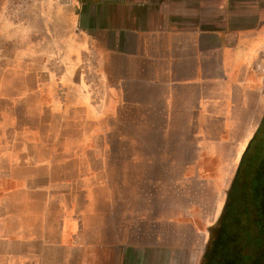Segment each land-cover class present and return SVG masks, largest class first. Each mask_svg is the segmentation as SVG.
<instances>
[{
    "label": "crops",
    "instance_id": "crops-1",
    "mask_svg": "<svg viewBox=\"0 0 264 264\" xmlns=\"http://www.w3.org/2000/svg\"><path fill=\"white\" fill-rule=\"evenodd\" d=\"M2 63L43 84L0 86V264H190L176 214L163 232L115 200L98 145L195 128L184 175L224 182L264 107V0H0Z\"/></svg>",
    "mask_w": 264,
    "mask_h": 264
},
{
    "label": "rangeland",
    "instance_id": "rangeland-1",
    "mask_svg": "<svg viewBox=\"0 0 264 264\" xmlns=\"http://www.w3.org/2000/svg\"><path fill=\"white\" fill-rule=\"evenodd\" d=\"M23 66H26L25 68L29 70L36 68L34 72L40 69L39 74L41 75L40 65L29 64ZM48 66L52 71L58 68L56 64H49ZM0 68L2 72L7 70L3 74L7 76L6 79L0 80V86L6 91L13 87H17L23 92L26 89L42 87V79H9V65L2 63ZM25 75L18 74V76ZM262 82L264 83V80ZM32 102L33 99L30 97L28 103ZM260 113L261 110L257 112L258 118ZM17 114L19 120L21 119L24 123L28 122L30 124H36L42 118L43 120L48 119L47 115H44L45 113L37 111L30 113L25 106L20 107ZM137 115L138 113H133L135 118H137ZM69 125L73 126V123L67 122V132L73 130L72 126ZM116 129L115 131L119 134L122 132L129 134L130 142L128 144L122 145L114 142L111 147L104 144L98 145V152L101 153L106 150L110 152L108 159L102 158L98 160V165L99 168L108 167L111 170L115 200L129 201L130 212H140L147 218L149 216H160L162 220L161 230L163 232H173V227L170 229L168 225L163 223H165L167 217H173L176 214L178 219L179 254L185 253L186 257H189V254H193L190 264H199L206 248L207 237L219 217L226 191L232 181L239 158L234 161L235 165L225 181L217 187L218 184L213 183V180L208 182L199 176L184 175L185 165L191 162L189 157L192 154L196 155L197 152L195 128L192 129L195 134L193 136L190 135L191 129L189 128L179 129L174 126L162 128L161 135L155 138L151 136V141L148 140L147 129H144L146 132L145 140L149 141L145 143L137 142L138 137H140L138 133L141 131L137 127L123 128L118 126ZM253 129L254 127L244 129L242 148L245 146V142L250 137ZM238 130L240 129H236V131ZM153 139H155L154 143ZM143 153H146V156L149 153L157 155L161 153V159H136ZM154 186L155 191L153 190ZM138 206L140 207L138 208ZM243 206L245 205L243 204ZM249 206H247L248 209ZM242 208L238 207L239 210H242ZM251 215L254 219L252 212ZM192 218L197 221H191ZM238 221L235 219L232 222L228 235L233 248L229 262L264 264V247L259 246L262 241L264 245V237L259 235L257 229H253L246 240H241L243 236L238 229ZM241 221L244 222L243 219ZM249 225L252 229L253 225L251 223ZM146 226L148 227L149 224L147 223Z\"/></svg>",
    "mask_w": 264,
    "mask_h": 264
},
{
    "label": "flooded vegetation",
    "instance_id": "flooded-vegetation-1",
    "mask_svg": "<svg viewBox=\"0 0 264 264\" xmlns=\"http://www.w3.org/2000/svg\"><path fill=\"white\" fill-rule=\"evenodd\" d=\"M238 207L243 208L239 210ZM235 219L239 220L238 229L243 236L241 240H246L253 229L264 237V107L241 154L199 264H237L229 262L233 248L228 235ZM249 223L253 225L252 229ZM262 242L259 246L264 247Z\"/></svg>",
    "mask_w": 264,
    "mask_h": 264
}]
</instances>
